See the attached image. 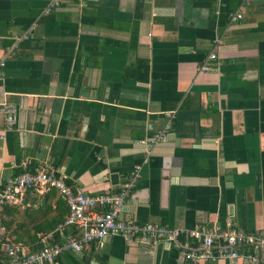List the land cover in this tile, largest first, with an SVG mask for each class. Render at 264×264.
Listing matches in <instances>:
<instances>
[{"label": "crops", "instance_id": "1", "mask_svg": "<svg viewBox=\"0 0 264 264\" xmlns=\"http://www.w3.org/2000/svg\"><path fill=\"white\" fill-rule=\"evenodd\" d=\"M51 1L0 0V106L18 108L12 129L0 113V188L47 166L112 193L136 169L125 218L264 233V0ZM23 205L0 204V225L33 253L67 203L51 188ZM197 243L110 235L43 264H246L191 261Z\"/></svg>", "mask_w": 264, "mask_h": 264}, {"label": "built area", "instance_id": "2", "mask_svg": "<svg viewBox=\"0 0 264 264\" xmlns=\"http://www.w3.org/2000/svg\"><path fill=\"white\" fill-rule=\"evenodd\" d=\"M59 5V0H53L47 10L51 11ZM230 16L232 20H236L239 15L236 12ZM29 31L30 29L27 34ZM215 57L216 52L209 55L210 59ZM202 69L209 70L211 65L206 62ZM0 113L3 114L9 129L15 127L18 118V108L15 104H2ZM171 123L169 120L166 127L159 129L150 140L156 142L166 137ZM138 178L139 171L134 169L119 191L95 195L83 190L75 191L53 167L37 166L34 170H24L8 179L0 188V204H23L27 193H44L56 188L67 203L68 215L56 228L39 235L37 244L40 246L33 253L28 251L27 245L14 240L8 234L6 226L0 225V244L9 258L6 264H43L55 260L68 250L81 252L91 242L110 235H121L128 242L145 243L160 238L177 241L192 237L198 241V245L183 250L184 256L191 261L227 259L235 262L243 259L246 264H264V233H246L231 222L228 223V228L215 225L187 230L178 227L165 228L153 223L141 224L125 218L122 212ZM67 228L71 232L63 239ZM180 246L183 248V244L180 243Z\"/></svg>", "mask_w": 264, "mask_h": 264}, {"label": "trees", "instance_id": "3", "mask_svg": "<svg viewBox=\"0 0 264 264\" xmlns=\"http://www.w3.org/2000/svg\"><path fill=\"white\" fill-rule=\"evenodd\" d=\"M21 173V172H20ZM30 193H27L26 194V197L29 195ZM32 194H35V193H32ZM13 206H15V209L16 210H22V206H25V205H23V204H13ZM67 208H68V206H67ZM67 211H68V209H67ZM67 215H68V213H67ZM67 216H61L59 219H55V220H58V221H56L55 223H53L52 225H51V227L50 228H48L49 230H51L52 228H55V226L59 223V221L61 222L63 219H65ZM8 227V226H7ZM38 245V244H37ZM36 245V246H37ZM40 246V244L38 245V247ZM0 251L2 252V254H3V256L4 257H7L8 255H7V253H6V250L2 247V245L0 244ZM8 261H9V258H8ZM7 263V262H6ZM5 263V264H6Z\"/></svg>", "mask_w": 264, "mask_h": 264}]
</instances>
